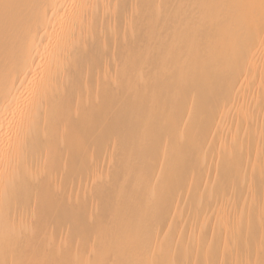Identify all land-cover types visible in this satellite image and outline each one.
<instances>
[{
	"label": "bare ground",
	"instance_id": "1",
	"mask_svg": "<svg viewBox=\"0 0 264 264\" xmlns=\"http://www.w3.org/2000/svg\"><path fill=\"white\" fill-rule=\"evenodd\" d=\"M0 264H264V0H0Z\"/></svg>",
	"mask_w": 264,
	"mask_h": 264
}]
</instances>
